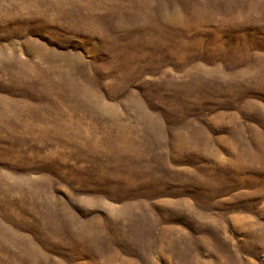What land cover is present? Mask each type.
<instances>
[{
    "label": "rangeland",
    "instance_id": "rangeland-1",
    "mask_svg": "<svg viewBox=\"0 0 264 264\" xmlns=\"http://www.w3.org/2000/svg\"><path fill=\"white\" fill-rule=\"evenodd\" d=\"M0 264H264V0H0Z\"/></svg>",
    "mask_w": 264,
    "mask_h": 264
}]
</instances>
